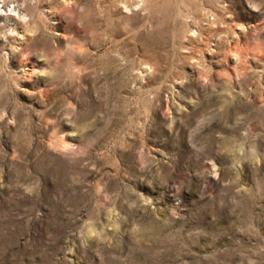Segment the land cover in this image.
Instances as JSON below:
<instances>
[{"label": "rangeland", "instance_id": "374dc122", "mask_svg": "<svg viewBox=\"0 0 264 264\" xmlns=\"http://www.w3.org/2000/svg\"><path fill=\"white\" fill-rule=\"evenodd\" d=\"M0 264H264V0L0 1Z\"/></svg>", "mask_w": 264, "mask_h": 264}, {"label": "built area", "instance_id": "2783aa9c", "mask_svg": "<svg viewBox=\"0 0 264 264\" xmlns=\"http://www.w3.org/2000/svg\"><path fill=\"white\" fill-rule=\"evenodd\" d=\"M0 1H2V0H0Z\"/></svg>", "mask_w": 264, "mask_h": 264}]
</instances>
